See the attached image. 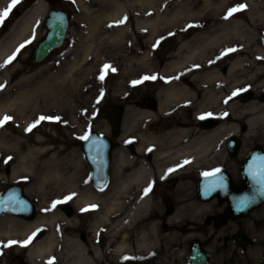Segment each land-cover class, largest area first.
<instances>
[{
  "label": "flooded vegetation",
  "instance_id": "flooded-vegetation-1",
  "mask_svg": "<svg viewBox=\"0 0 264 264\" xmlns=\"http://www.w3.org/2000/svg\"><path fill=\"white\" fill-rule=\"evenodd\" d=\"M34 1L12 0L0 37ZM52 10L64 11L47 6L46 15ZM43 19L9 66L37 67L30 56L47 34ZM204 36L192 45L202 51L193 49L194 60L165 70L178 74L148 76L144 91L115 94L106 104L114 107V128L102 107L104 124L88 131L79 146V189L57 198V205L48 200L41 214L30 183H18L33 211L0 216L12 222H0V264H79V251L83 264H191L195 253L202 254L195 264H264V202L233 216L250 192L243 187L245 162L255 152L264 158V122L249 133L246 117L251 104L264 113V49L217 43L220 34ZM200 40L211 41L209 48L202 50ZM92 133L102 138L92 143L104 146L91 150L90 162L85 147ZM78 195L84 199L79 204ZM53 213L65 219L54 221L57 242L31 261L30 250L50 231L48 219L27 233L20 228Z\"/></svg>",
  "mask_w": 264,
  "mask_h": 264
},
{
  "label": "bare ground",
  "instance_id": "bare-ground-1",
  "mask_svg": "<svg viewBox=\"0 0 264 264\" xmlns=\"http://www.w3.org/2000/svg\"><path fill=\"white\" fill-rule=\"evenodd\" d=\"M67 1L74 2L75 7L83 11L87 17L88 31L85 35L87 42L91 45L82 50L68 48L63 54L71 58V61L65 62L59 71L51 70V65L48 64L37 70H28L26 71L27 74L18 76L14 81L8 79L9 65L7 63L10 57L13 56L15 49L24 40H27V37L32 39L36 34L37 26L47 11V4L44 0L32 2L29 8L13 22L7 33L0 37V98H3L0 102V115L5 111L12 112L14 114L13 124L19 132L27 124H31L38 114L45 115V117L39 116V119L45 118L47 121L53 120L51 115L56 112L58 116H64L70 102L79 94L77 83L92 80V70L100 68L102 59L106 58L105 62L108 63L112 60L114 52L131 45L130 27L125 23L130 17L134 20L136 33L143 37L144 43L147 45L154 39V35L159 32V25L165 27L175 26L176 21L173 20L191 15L187 7L180 5L184 1L189 2L190 0H91L93 5H98L96 9L94 7L89 8L84 0ZM11 2L12 0H0V14L5 13L7 8L11 6ZM169 2L174 3L172 9L167 6L164 9L165 12L161 13L164 8L163 5ZM203 2H205L203 8H208L213 0H203ZM219 6H221V11L218 18H221V27L214 29L213 33L222 34L224 38H227V34L237 36L239 43L248 46L249 43L243 42L242 37H255L256 34L250 29L249 24L241 20L240 16L244 15L249 23H255L257 17L264 18V0H243V5L238 7L231 5L227 8L226 0H220L216 4V7ZM241 9H245L243 15L240 14L234 17V14ZM203 30L201 29L200 32H203ZM200 35L202 34L200 33ZM67 36L68 34H66V38ZM135 40H138L137 35ZM95 42L97 44H94ZM192 45L190 41L181 42L179 50H183V48L194 49ZM187 60L188 57L181 61H171L166 68H178ZM240 63H242L241 60L238 61V64ZM235 64L232 66L233 68ZM13 65L11 64L10 67ZM261 75L264 76V73H261ZM246 117L248 118L249 133L254 125L264 122V113L255 104L249 105ZM47 141L35 140L36 147H27L23 145L19 136L7 137L3 133L0 134V162L12 160L9 171L12 181H17L21 174L30 176L35 170L42 178H49L54 174L67 177V175L58 173V166L63 162L58 158V152L55 148L49 146ZM72 176L76 177L74 174H69V179ZM1 180L0 177V184ZM72 186L75 188V185ZM39 193L41 194V191ZM83 200L82 196L78 195L75 203L79 204ZM47 201L45 203L41 201L39 205L41 214L44 213V210L49 209L45 206ZM46 218L48 219L50 231L40 241L38 247L30 250L29 259L31 261L33 256L42 259L46 253L52 250L53 244L57 242L54 221L56 219L57 221H64L65 219L59 213H53L49 216L40 215L36 221L26 223L20 228L21 233H27L37 223H43ZM2 220L4 219L0 218V222H3ZM63 223H67V220ZM5 224L11 226L12 222L7 220ZM0 232L3 233L1 229ZM17 232L15 230V233ZM77 261L79 264L84 263V257L80 254V251L77 252Z\"/></svg>",
  "mask_w": 264,
  "mask_h": 264
},
{
  "label": "rangeland",
  "instance_id": "rangeland-1",
  "mask_svg": "<svg viewBox=\"0 0 264 264\" xmlns=\"http://www.w3.org/2000/svg\"><path fill=\"white\" fill-rule=\"evenodd\" d=\"M84 1L89 8L94 7L96 9L98 7L96 4L93 5L91 0ZM219 1L220 0H213L208 8H203L205 4L203 0L182 2L180 5L187 7L191 15L178 17L173 20L176 21L175 26L165 27L159 25V32L154 35V39L147 45L144 43L143 37L139 33H136L134 20L130 17L125 23L130 27L131 45L120 51L114 52L112 60L110 62L108 61V63L105 62L106 58L102 59L103 61L101 60L102 65L100 68H94L92 70V80L77 83L79 94L70 102L63 117L61 115L58 116L56 112L57 114L51 115L53 120L47 121L45 118L39 119L40 117H45V115L38 114L32 120L33 122L31 124H27V126L19 132L13 124L14 114L7 111L1 114L0 134L3 133V135L7 137L19 136L22 139L23 145L27 147H36L35 140H48L49 146L55 148L56 152H58V158L63 162L58 166V173L65 176L67 175V177H60L54 174L49 178H42L39 176L38 171L35 170L30 176H23L24 174H21L19 175L21 177H19L17 181H12L9 173L12 160L0 162V177L2 178L0 194L8 186L20 183L19 180L21 179V181L30 182V185L27 186L31 187V192H33V197L35 198L34 200L40 199L42 203L49 200L52 205H57V198H61L67 195L68 191H72L74 189L72 185H75L76 182L78 186H75V188L79 189L80 178L79 175H76V172L82 171V155L79 146L88 131L93 127L97 128V125L104 124L100 115L102 107L107 103H112L117 93L137 90L144 91V81L148 76L162 77L163 75L171 73L178 74L175 70L171 72L165 71L167 65L171 61H181L184 60L185 57L194 60V56H197L195 51H202L199 49L193 51L192 48H183V50H179V45L181 42L185 41L196 44L199 42L198 37L204 36L203 34L211 38L214 34L213 30L221 27V18H218V16L222 5L216 7ZM231 5H235L236 7L243 5V0H226V8L231 7ZM163 6L164 8L161 13L165 12L164 9H166L167 6H169V9H172L174 3L169 2ZM51 7L59 10L62 9L64 12L66 11L69 13L71 20L67 33L68 36L60 49L55 51L42 65L31 70H37L38 68L50 64L51 70L59 71L60 67L65 64V62L71 61V58L63 54L68 48L82 50L88 45H91V43L87 42L85 35L88 31V19L83 11L75 7L74 2L71 3L67 0H60L57 5ZM244 10L245 9H241L239 12L237 11L234 17L240 14L243 15ZM240 18L249 24L250 29L256 34L255 37L243 36V42H248L250 44V49L254 48V45L263 46L264 49V18H255V23H249L244 15L240 16ZM11 25H9V27ZM200 29H204L203 32L198 31ZM40 33L41 37H43V28L40 29ZM200 33L202 35H200ZM136 35L138 40H135ZM230 35L227 34V38H223L224 35L219 36V41L217 40V43L220 42L221 39L225 40V43H239L237 36ZM200 43H203L201 49L206 50V48H209L208 45L211 41L204 40L201 42L200 40ZM94 44L97 43L95 42ZM165 63H167V65ZM8 69V79L10 81L16 80L18 76L22 74H27L26 71L28 70L27 68L13 66H8ZM1 99L3 100V98H0V102ZM69 174H74L76 177L72 176V178L69 179ZM39 191H41V194ZM75 219L76 217L72 218V220ZM223 234L224 230L222 229L221 231H217L216 236Z\"/></svg>",
  "mask_w": 264,
  "mask_h": 264
},
{
  "label": "water",
  "instance_id": "water-1",
  "mask_svg": "<svg viewBox=\"0 0 264 264\" xmlns=\"http://www.w3.org/2000/svg\"><path fill=\"white\" fill-rule=\"evenodd\" d=\"M50 5H57L59 0H44ZM44 26L48 33L35 47L34 51L30 56V61L35 66L42 64L55 50H58L66 38V32L68 29V18L65 12L61 11H50L44 20ZM102 115L106 118L110 125L115 127V113L113 105H106L102 110ZM88 140L91 141L87 147L88 156L90 162L95 160L91 150L93 148H102L104 144H94L92 141L102 140L96 133L90 134ZM84 150V147H82ZM251 158L244 164L243 187L248 188L249 195L243 197L242 206L235 208L233 216H240L247 214L250 209L255 207L257 204L264 202V158L260 153H252ZM262 158V159H260ZM33 209L28 199L23 195L21 188L17 185L9 186L0 197V215L3 214H15L23 216L25 214L32 213ZM202 254L195 253L192 258V263L195 264L197 259ZM205 257L201 259L203 263Z\"/></svg>",
  "mask_w": 264,
  "mask_h": 264
}]
</instances>
